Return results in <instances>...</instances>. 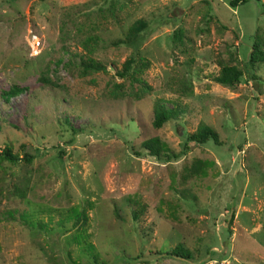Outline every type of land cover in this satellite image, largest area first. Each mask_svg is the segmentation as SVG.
I'll return each instance as SVG.
<instances>
[{"label":"rangeland","instance_id":"1","mask_svg":"<svg viewBox=\"0 0 264 264\" xmlns=\"http://www.w3.org/2000/svg\"><path fill=\"white\" fill-rule=\"evenodd\" d=\"M140 18L133 44L110 43ZM255 32L264 0H0V149L20 156L0 155V264H264V61L255 80L214 81ZM77 54L108 72L69 73ZM130 54L149 62L142 98L114 75ZM158 99L180 112L156 128ZM201 124L219 144L185 149ZM155 136L179 155L150 154Z\"/></svg>","mask_w":264,"mask_h":264},{"label":"trees","instance_id":"2","mask_svg":"<svg viewBox=\"0 0 264 264\" xmlns=\"http://www.w3.org/2000/svg\"><path fill=\"white\" fill-rule=\"evenodd\" d=\"M245 0H228V4L231 7H237L239 4L243 3ZM260 2V0H256ZM148 23L144 19H137L134 23H132L123 33L122 37H117L113 39L110 43L113 45L119 44H133L139 37L140 33L147 27ZM91 42V38L86 39L84 41V47L87 51L90 50L89 44ZM264 47L263 40L261 36L255 32L252 37V49L249 53V56L246 61H244L240 67L234 64H224L220 67L218 73L214 76V81L228 87H234L243 75L247 74L248 77L252 80L257 79V75L255 70L257 68V64L264 61ZM78 55V54H77ZM76 56V55H75ZM71 65L69 68V73L73 75L85 76L92 72L101 71L108 72L107 63L104 61H100L92 58V56H84L78 55V60H69ZM149 65L148 60H146L143 56L137 54H130L121 65L120 69L115 70V76L119 78H125L128 81H132V90H130V94L128 96L134 98H142L145 94L151 91V86L145 82L142 77L143 70ZM74 69L76 71H74ZM133 82L136 84L134 85ZM23 87H19L15 85L12 89L7 91H3V95L5 98H8L14 94L20 92ZM122 96V94H120ZM117 95V96H120ZM115 96V97H117ZM180 112V104L178 102L174 103L173 107H167L165 104L161 102L160 99L154 102L152 107V120L151 123L154 127L158 128L163 125L164 122L169 120L170 118H174L176 114ZM72 130L75 132V128L72 127ZM192 141L195 143L203 144L207 142H213L215 144H219L218 133L209 125L201 124L197 130L191 132L188 135V139L185 143V149L188 148V142ZM143 147L147 149V151L158 157H165L170 159L172 157H177L179 154L168 152V149L161 143L158 137H151L145 140L142 143ZM1 157L16 162L20 159L18 153L12 151V148L9 145H5L0 149ZM25 159L31 158L30 155L24 154ZM116 212V211H115ZM132 216L136 217V210H132ZM15 218V216H13ZM19 218V217H18ZM88 217L84 211H80L75 215L74 224L77 226L81 223H86ZM28 223L26 220H24ZM80 222V223H79ZM39 226L41 224L38 222ZM89 251L92 250L93 245L88 244ZM170 256L181 257L185 259H192L194 256L192 252L185 248L182 245H177L173 249L167 252Z\"/></svg>","mask_w":264,"mask_h":264},{"label":"built area","instance_id":"3","mask_svg":"<svg viewBox=\"0 0 264 264\" xmlns=\"http://www.w3.org/2000/svg\"><path fill=\"white\" fill-rule=\"evenodd\" d=\"M27 40L31 51L37 53V50L41 47L40 38L34 33H29Z\"/></svg>","mask_w":264,"mask_h":264}]
</instances>
